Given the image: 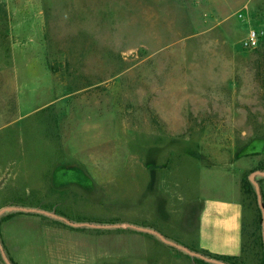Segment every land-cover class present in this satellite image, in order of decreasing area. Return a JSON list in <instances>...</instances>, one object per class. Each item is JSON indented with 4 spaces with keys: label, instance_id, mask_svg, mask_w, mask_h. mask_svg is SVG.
<instances>
[{
    "label": "rangeland",
    "instance_id": "374dc122",
    "mask_svg": "<svg viewBox=\"0 0 264 264\" xmlns=\"http://www.w3.org/2000/svg\"><path fill=\"white\" fill-rule=\"evenodd\" d=\"M238 4L0 0V248L16 264H208L117 226L195 249L201 202L244 168L240 262L264 264V0Z\"/></svg>",
    "mask_w": 264,
    "mask_h": 264
},
{
    "label": "crops",
    "instance_id": "0c3cea01",
    "mask_svg": "<svg viewBox=\"0 0 264 264\" xmlns=\"http://www.w3.org/2000/svg\"><path fill=\"white\" fill-rule=\"evenodd\" d=\"M231 1L239 3L240 9L253 11L258 8L260 0ZM245 170L246 168L232 174L234 189L208 198L205 204L201 202L197 217L195 249L214 255L235 257L241 261L245 232V203L242 196ZM223 172L227 174V169H223Z\"/></svg>",
    "mask_w": 264,
    "mask_h": 264
},
{
    "label": "trees",
    "instance_id": "16d2710c",
    "mask_svg": "<svg viewBox=\"0 0 264 264\" xmlns=\"http://www.w3.org/2000/svg\"><path fill=\"white\" fill-rule=\"evenodd\" d=\"M59 220V219H58ZM61 223H64L67 225L66 222L59 220ZM105 227H109V226H105ZM86 228V227H84ZM131 230V228H129ZM147 235H153L151 233L146 232ZM172 247V246H171ZM173 249H177L176 247H173ZM189 251L194 252L196 255L193 256V259L198 260L200 262H205L208 264H242L238 258L235 257H228V256H219V255H214V254H210L209 252L206 251H200L191 247H188ZM1 253L3 255V258L7 261L8 264H16L14 262V260L8 256V254L6 253V249L4 247L1 246L0 248ZM203 257H205L206 259H208L210 262H206Z\"/></svg>",
    "mask_w": 264,
    "mask_h": 264
},
{
    "label": "water",
    "instance_id": "95a60500",
    "mask_svg": "<svg viewBox=\"0 0 264 264\" xmlns=\"http://www.w3.org/2000/svg\"><path fill=\"white\" fill-rule=\"evenodd\" d=\"M257 192H258V188H257ZM259 206H260V208H261V210H262L263 219H264V204H263L262 202H259ZM32 211H35V210H32ZM42 213H43V214H46V215L49 214V213H47V212H42ZM54 217H56V216H54ZM56 218H58V219L61 220V221L66 222V223L69 224V225H72V226H75V227H78V226H79V225H75V224H73V223H70L67 219H65V218H63V217H56ZM117 227H122V228H127V227H129V228H133V229H136V230H143V231H145V232H148V233H151V234H154V235L158 236V237H159L161 240H163L164 242L169 243L171 246H175V247L180 248L181 250H183L184 252H186V253L189 254V255H196L194 252L189 251L186 247L179 246V245H177V244H175V243H173V242H168V241L166 240V238H165L160 232H157V231H155V230L147 229V228H141V227H137V226H135V225H125V224L120 225V226H117Z\"/></svg>",
    "mask_w": 264,
    "mask_h": 264
},
{
    "label": "built area",
    "instance_id": "2783aa9c",
    "mask_svg": "<svg viewBox=\"0 0 264 264\" xmlns=\"http://www.w3.org/2000/svg\"><path fill=\"white\" fill-rule=\"evenodd\" d=\"M257 42V34L255 32H253L252 34H250V36L248 37V40L246 41V45H255Z\"/></svg>",
    "mask_w": 264,
    "mask_h": 264
}]
</instances>
